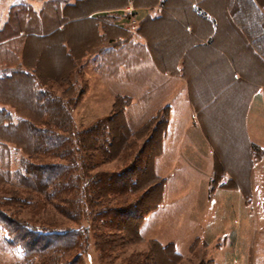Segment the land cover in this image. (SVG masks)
Listing matches in <instances>:
<instances>
[{
	"label": "crops",
	"instance_id": "0c3cea01",
	"mask_svg": "<svg viewBox=\"0 0 264 264\" xmlns=\"http://www.w3.org/2000/svg\"><path fill=\"white\" fill-rule=\"evenodd\" d=\"M52 35L79 42L57 43L61 55L51 62L80 64L97 96L125 98V119L162 127L150 163L161 185L138 233L168 197L171 211L158 226L191 224L208 207V192L223 193L220 207L243 214L252 206L256 239L264 233V0H0L1 167L5 147L15 151L4 128L28 126L37 94L45 93L35 67L23 63H38L52 46L37 43ZM204 236L192 232L184 245L217 237Z\"/></svg>",
	"mask_w": 264,
	"mask_h": 264
},
{
	"label": "rangeland",
	"instance_id": "374dc122",
	"mask_svg": "<svg viewBox=\"0 0 264 264\" xmlns=\"http://www.w3.org/2000/svg\"><path fill=\"white\" fill-rule=\"evenodd\" d=\"M65 19L58 24L62 26L66 23ZM71 27L73 31L77 30L74 24ZM55 35L45 38L43 43H37V47H43L46 43L52 46L50 52L43 51L38 63L32 64L28 57L23 63V66L35 67L38 88L44 89L46 94L45 98L37 101L40 105H46L42 114L28 113V126L23 125L17 136L7 137L18 141L19 144L13 146L15 153L5 147L6 153L4 152L2 161L5 166H0V264H49L44 256H25L10 243L1 221L12 227L20 224L37 231L86 230V236L81 239L79 249L71 253L72 257L58 255L55 264H67L68 261L74 262L76 258L77 264H264V233L257 234L256 239V221L254 222L252 217L256 209L244 205L242 214L235 207H220V203H224L221 202L223 193L218 195L219 193L208 192L210 201L208 207L203 209L201 217L197 214L194 222L175 225V229H171V226L160 227L157 222L161 215H166V211H171L173 203L168 197L161 208L155 209L146 224L141 227L139 233L145 240L153 237L161 245H166V238H173V251L179 254L177 259L169 257L170 249L163 253L154 248L151 241H143L137 235L140 220L136 222L128 218L122 221L119 231L113 226H110L109 230L106 227L100 230L93 228L100 220L101 213L97 212H102V216L107 220L112 218L111 225L117 224L120 219L119 215L114 216V212H108L120 209L114 205L115 201L110 203L111 195H106V200H101L103 208H89V196L84 198L80 186L85 184L90 189L92 178L96 175L104 176L106 183H113L117 178L121 180L133 177V172L138 177L143 170L145 175L142 174V177L138 178L135 190L129 192L130 200L136 210L142 211L144 206L153 210L161 184L152 176L150 163L156 155V140L162 127L155 122L149 126H141L139 120L125 119L122 109L125 98H113L108 94L97 96L99 90L91 88L92 83L86 80L87 74L77 69L80 64L62 63L63 59L60 57L51 62L48 56L61 55L56 47L57 43L71 37H64L65 34L57 37ZM69 35H72V32ZM84 40L85 46L92 45L91 31ZM21 41L27 42L24 37ZM74 41L75 44L76 41L79 42L75 37H71L70 42ZM104 92L106 91L103 89ZM46 100L50 102L46 103ZM130 114L128 113L127 118ZM137 116H140V113H137ZM34 126L37 127L38 133L28 139L26 128ZM42 133L49 137L53 146L46 149L43 145L44 150L34 153L32 145L36 141L43 143ZM170 136H175V133L172 132ZM28 161L38 167L43 166L37 171L32 169L36 176L30 177L34 182L31 184L21 179L25 174L23 166ZM44 164L49 168H60L57 172L62 176L58 183L54 180H51L50 185L45 183L42 178L45 172ZM46 173L49 178L52 177L50 173ZM122 173L125 174L123 177ZM173 173L172 171L166 176L170 185ZM25 176L27 177L26 174ZM191 179L195 181L196 178ZM219 184L222 182L219 181ZM249 196L251 193L246 192V202ZM182 209L184 214L188 212V208ZM196 210L200 212L199 208ZM169 220L170 216H167L166 221ZM210 231H213V234ZM192 232L200 238L204 234L214 236L215 233L217 237L212 242L209 239L205 243L197 241L186 247L184 240L190 237ZM101 234L107 236V245L97 239ZM223 243L225 247L221 249ZM34 244L42 246L44 243L37 241ZM60 251L62 250H58Z\"/></svg>",
	"mask_w": 264,
	"mask_h": 264
},
{
	"label": "trees",
	"instance_id": "16d2710c",
	"mask_svg": "<svg viewBox=\"0 0 264 264\" xmlns=\"http://www.w3.org/2000/svg\"><path fill=\"white\" fill-rule=\"evenodd\" d=\"M43 94L45 93H38L36 96V101L37 100H42V98H45L43 96ZM53 101V100H51ZM55 101V100H54ZM49 103L50 101L46 100V103ZM37 103H39L37 101ZM46 104L43 105H37V111L40 114L44 113L43 109L44 106ZM43 107V108H42ZM48 111V110H47ZM28 131V134L26 132V135H28V139L33 136V134H37V127H32V128H26ZM5 132L7 133V135H9L8 137H12V136H17V134H19V130L20 128H15L13 131L10 128H4ZM21 131V130H20ZM43 135V143H34L32 145L33 151L34 153L36 151L42 150L43 149V145H45V148L49 149L52 148L53 144H51L52 142H50L49 137H47V135H45L44 133H42ZM54 140V139H53ZM47 142V143H46ZM107 141H105L106 143ZM104 143V144H105ZM15 144H19L18 141L15 140L14 145ZM57 144V142H55V145ZM48 145V146H46ZM31 148V149H32ZM44 150V149H43ZM28 154V153H27ZM29 155V154H28ZM30 157V155H29ZM44 170L45 172L42 175V178L45 179V183L47 185L51 184V180L56 181V183L59 182L60 177L62 176V174L58 173L57 171H59L60 168H49L48 165L44 164ZM48 167V168H46ZM35 169V171L39 170L40 168H43V166L38 167L37 165H33L31 164L29 161L23 166V170L24 173L27 175V177L25 176V174L23 176H21L22 181L26 180L27 183L31 184L34 183L32 181V178H30L31 176H36L35 175V171H33L32 169ZM46 172L50 173V177L52 175V179L49 178V174H47ZM142 174L145 175V173L142 172L140 173V176L142 177ZM123 175H125L124 173L121 174V176L123 177ZM143 175V177H144ZM136 175L135 172H133V177H127L125 179H115V181L113 183H106L104 176L101 175H96L95 177L92 178L91 184H90V189H88L86 187L85 184H83L81 187V190L83 192V196L84 198H86V195L89 196V200H88V206L90 209H95V208H103V206H101V200H106L104 199L107 196L111 195L112 199L110 201L113 202L115 201L114 205H117L118 207H120V209H118V211H108V212H114V216H118L119 215V221H117V224L115 225H111V223L113 224V219L109 218L108 220L102 216V212H97V213H101L100 216V220H98V222L94 225H92L93 228H96L95 230H100V228H107L108 230L110 229V226H113L115 228V230L119 231L121 230L119 225L122 223V221L124 222V220L131 218L134 221H138L143 219V217L150 211V208H145V206L142 208L143 210H136L134 208H136V206L134 207V205H132L131 200H130V196L132 191L135 190L137 183H138V178L140 177ZM112 178V177H111ZM111 178H109L110 180H112ZM20 179V180H21ZM50 181V182H49ZM133 182V183H132ZM104 184V185H103ZM60 185V184H59ZM106 185V186H105ZM131 192V193H129ZM100 200V202H99ZM111 206V205H110ZM109 209V208H108ZM106 208V210H108ZM134 209V210H133ZM105 210V211H106ZM97 211V210H96ZM104 211V210H103ZM106 211L105 214L108 213ZM78 215V212L76 213ZM104 214V212H103ZM98 218H95L98 219ZM99 222H101V225H99ZM1 225L3 226L5 232L7 233L8 239L10 240V243H12L15 247H17L18 249H20L22 251V253L26 256H30V254H35V255H42L45 258H47L46 260L49 262V264H55L58 261V255L64 256H71L72 252H75L76 250H78V246L81 243V239L86 236V230L84 231V229H73L72 231H68V232H52L49 231L47 232L46 230H41V231H37L36 229H27L26 226H22L20 224H16L13 227L9 224H5L3 221H1ZM137 225L139 226V224L137 223ZM13 228V229H12ZM137 234V232H136ZM138 235V234H137ZM100 236V237H98ZM97 239L99 238V240L101 239V241H103L106 245L108 244V239L107 236L104 237V235H98ZM96 238V237H95ZM41 239V240H39ZM40 241L42 243H44L42 246H36L34 244V242ZM50 242H54L51 243ZM153 243V247L158 249L159 251L163 252H167L170 251L171 256H169L171 259H177L179 258V255H177L174 251H173V247L171 246H166V247H160L159 245H157L156 243ZM56 245V246H53ZM58 245V246H57ZM51 249L50 252H48L47 250ZM170 249V250H169ZM58 250H62L60 252H58ZM72 257V256H71ZM78 263V259L76 258L74 262L68 261L67 264H77Z\"/></svg>",
	"mask_w": 264,
	"mask_h": 264
}]
</instances>
